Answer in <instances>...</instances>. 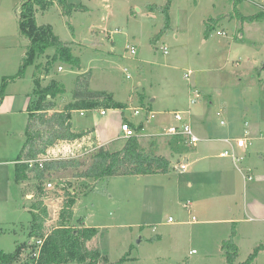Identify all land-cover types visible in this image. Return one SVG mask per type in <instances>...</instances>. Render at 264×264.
Returning a JSON list of instances; mask_svg holds the SVG:
<instances>
[{
    "label": "rangeland",
    "instance_id": "rangeland-1",
    "mask_svg": "<svg viewBox=\"0 0 264 264\" xmlns=\"http://www.w3.org/2000/svg\"><path fill=\"white\" fill-rule=\"evenodd\" d=\"M22 2L0 0V250H20L10 264H37L26 226L39 208L31 205L42 201L49 232L59 223L67 186L76 194L87 190L74 202L71 222L98 229L87 246L111 264H226L221 242L231 234L239 247L236 262L262 244L252 264H264V217L246 209L252 198L264 204V20L235 16L264 13V0H63L82 7L69 15L58 1L35 4L36 24L49 25L81 67L52 61L49 47L12 78L26 51L18 29ZM151 4L157 7L149 9ZM87 71L89 89L109 93L124 107L73 110L74 129L90 134L57 141L46 155L82 161L97 144L117 150L124 142L121 123L128 121L142 123L140 146L149 148L153 139L155 152L170 160V172L95 181L67 167L42 181L33 171L16 179L36 79L40 86L52 80L63 85L53 99L61 110L73 100L77 75ZM175 111L182 113L181 122ZM183 123L199 141L171 155L165 130ZM238 137L245 147L235 146ZM232 148L240 160L219 156ZM246 173L252 179H244Z\"/></svg>",
    "mask_w": 264,
    "mask_h": 264
},
{
    "label": "trees",
    "instance_id": "trees-1",
    "mask_svg": "<svg viewBox=\"0 0 264 264\" xmlns=\"http://www.w3.org/2000/svg\"><path fill=\"white\" fill-rule=\"evenodd\" d=\"M58 1L61 4L62 12L69 15L73 9L82 8L78 5L65 4L63 0H23L18 16V29L21 37L26 41V51L22 58L19 73L12 77L22 76L25 66L32 63L34 58L41 55L49 47L54 48L52 61L55 59L61 62H67L80 69V62L76 56L71 53V48L64 41L60 40L52 31L49 25H37L34 15V5L41 7L49 6ZM156 4H151L149 9L156 8ZM167 12V5L164 6ZM235 16L241 22L254 20H264V13L257 12L250 16H241L237 11ZM167 21V18H166ZM211 22V21H210ZM207 24V30L211 23ZM162 31L159 33L161 34ZM45 66L48 70L50 63ZM90 73L84 72L77 75L76 85L73 90V100L69 101L61 110L54 109L56 95L64 92L63 85L55 80L50 81L46 86H40L36 79V87L30 97L29 118L26 125V142L22 149V156L18 157L15 163L16 179L22 181L29 178L28 174L33 171L36 180L42 181L46 176L52 175L60 168L73 167L76 170L74 176L78 178L93 179L103 181L108 177L116 175H146L154 173H168L171 171L170 160L164 155L155 152V141L152 139L149 148H143L139 142V132L142 129V123L134 125L129 122L134 129L133 135L124 138L121 148L110 150L105 145H98L91 150L88 155L82 159H51L47 156L48 148L57 141H67L69 143L81 141L89 130L76 131L72 125L70 113L73 110H85L101 108H121L123 104L114 100L112 96L100 90H91L88 88ZM53 110L50 114L47 112ZM38 119V122L36 121ZM38 123L43 127L39 128ZM45 140H41L44 139ZM181 135L171 136L169 139L171 155L180 153L184 148H189V144L178 143ZM46 158L40 167L38 163L28 165L27 160ZM67 200L62 207L59 216V223L49 232H44V222L47 216L46 207L42 201L32 203V207L39 208L37 212L31 214V218L26 226L28 240L34 238L42 239L37 256L31 258L37 264H111L107 259L102 258L98 249L89 248L87 242L97 233L98 229L93 226L76 227L72 224L73 204L80 194L87 191L81 189L76 194V190L71 186L64 187ZM41 190L39 187L38 190ZM73 190V191H72ZM40 193V191H39ZM44 193H41L42 197ZM83 219L80 220V224ZM262 244L257 245L243 261L236 262L239 247L233 241L232 234L221 242V249L225 254L226 264H252L257 253L261 250ZM19 248L15 253H5L0 250V264H10L17 256ZM112 264H121V259Z\"/></svg>",
    "mask_w": 264,
    "mask_h": 264
},
{
    "label": "built area",
    "instance_id": "built-area-1",
    "mask_svg": "<svg viewBox=\"0 0 264 264\" xmlns=\"http://www.w3.org/2000/svg\"><path fill=\"white\" fill-rule=\"evenodd\" d=\"M219 33V31H218ZM162 50L164 53L167 52L166 48L165 47H162ZM130 52L131 53H134L135 52V48L133 46L130 47ZM61 68V66L59 67V69ZM185 77H188L189 76V73H186L184 74ZM198 93H195V96H197ZM194 99H191V102H193ZM101 113H104V110H100ZM138 112V109H135V113ZM83 113V110H80V114ZM174 117L176 119V121L178 122H181L183 120V117H182V113L179 112V111H175L174 113ZM154 113H150L149 117L153 118L154 117ZM121 131L123 132V137H127V136H130V135H133L135 133L134 129L130 126L129 122L128 121H123V123H121ZM165 134L166 135H169V136H178V135H181L184 139H185V142L189 145H195L197 143V141H199V138L193 133L191 127L189 124L187 123H183L181 124L180 126H169L166 130H165ZM227 141L229 142V140L227 139ZM245 139L243 137H238L235 141V146L238 147V148H242V147H245ZM220 156L222 157H231L233 161H237V160H240L241 158L236 156L235 153H234V150L233 148L231 149V152L228 151V150H223L220 152L219 154ZM46 160V158H38V159H35V160H27L28 162V165L29 166H32L33 163H38V165L41 167L43 165V161ZM179 168L181 170H185L186 168V163H181L179 165ZM244 178L246 179H252L251 176H244ZM47 186L50 187L51 186V183L48 182L47 183ZM187 206V205H186ZM168 221H171L172 218L171 217H168L167 219ZM42 239H37L35 240V246L36 249L34 248L35 251L32 252V255L34 256H37V254L39 253V248L42 244Z\"/></svg>",
    "mask_w": 264,
    "mask_h": 264
},
{
    "label": "crops",
    "instance_id": "crops-1",
    "mask_svg": "<svg viewBox=\"0 0 264 264\" xmlns=\"http://www.w3.org/2000/svg\"><path fill=\"white\" fill-rule=\"evenodd\" d=\"M87 130H89V129H87ZM89 132H90V130H89ZM89 134L90 133H88L87 136ZM179 142H180V139H178V143ZM98 145L99 144H97L96 146H98ZM182 161H183V163H187V158H184ZM218 168H219V170H217L218 172H220V170L223 169V167H218ZM246 175L251 176L249 173H246V174L243 175V177L246 176ZM244 179H246V178H244ZM246 206H247L246 209H248V212H252L256 216L264 217V204L262 202H260L259 200L255 199V198H252L251 200L246 202Z\"/></svg>",
    "mask_w": 264,
    "mask_h": 264
},
{
    "label": "water",
    "instance_id": "water-1",
    "mask_svg": "<svg viewBox=\"0 0 264 264\" xmlns=\"http://www.w3.org/2000/svg\"><path fill=\"white\" fill-rule=\"evenodd\" d=\"M264 65V64H263Z\"/></svg>",
    "mask_w": 264,
    "mask_h": 264
}]
</instances>
